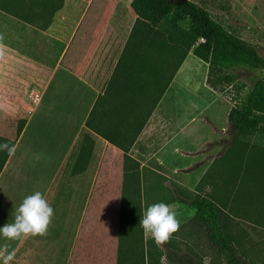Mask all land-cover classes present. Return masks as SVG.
I'll return each instance as SVG.
<instances>
[{"label": "crops", "instance_id": "1", "mask_svg": "<svg viewBox=\"0 0 264 264\" xmlns=\"http://www.w3.org/2000/svg\"><path fill=\"white\" fill-rule=\"evenodd\" d=\"M131 2L29 0L19 14L14 0H0V117H30L13 142L15 154L0 168V227L35 191L55 213L47 233L55 232L53 239L19 241L23 263L75 264L96 185H106L118 169L123 187L124 169L135 170L136 163L138 183L143 169L170 173L187 190L199 183L200 196L229 218L251 226L264 219V121L252 135L233 139L230 108L206 81H199L200 93L189 73L182 75L191 52L128 150L131 160L97 131L109 129V117H121L117 109L137 102L134 92L110 85L136 20ZM32 84L39 99L27 116L21 109L30 104ZM193 169L198 173L191 177Z\"/></svg>", "mask_w": 264, "mask_h": 264}, {"label": "trees", "instance_id": "2", "mask_svg": "<svg viewBox=\"0 0 264 264\" xmlns=\"http://www.w3.org/2000/svg\"><path fill=\"white\" fill-rule=\"evenodd\" d=\"M131 7L136 20L110 85L115 86L116 91L134 92L137 102L133 103V99L117 109L115 113L121 117H109V129L97 130L107 142L124 152L125 160H131L128 150L190 52L208 65L206 83L214 91L222 85L234 87L236 78L231 71L235 68L264 70V58L257 47L227 31L195 2L132 0ZM124 59L126 62L122 63ZM235 89L239 93L240 89L236 86ZM227 120L235 140L259 130L264 121V79L253 81L248 93L234 102ZM23 124L24 121L18 133ZM129 129L131 136L125 135ZM7 156V151L0 150V168ZM136 164L135 170L124 169L123 231L126 215L133 210L137 216L128 198L137 191L139 165ZM199 186L198 183L195 188L199 189ZM186 192H182L184 196L180 201L195 211L193 222L205 230L207 240L223 257L224 264H241L228 231L227 215L206 197Z\"/></svg>", "mask_w": 264, "mask_h": 264}, {"label": "rangeland", "instance_id": "3", "mask_svg": "<svg viewBox=\"0 0 264 264\" xmlns=\"http://www.w3.org/2000/svg\"><path fill=\"white\" fill-rule=\"evenodd\" d=\"M28 1L14 0L16 12L21 14ZM190 1L205 8L211 17L227 31L257 47L264 58V0ZM187 72L189 73V82L194 79L193 81L197 84L196 91L204 92L200 82L206 81L205 74L207 77L208 65L192 56L182 75H188ZM231 73L236 78L234 87L222 85L219 86L218 91H215L228 108H231L238 98H242L248 93L253 81L264 79L263 69L238 67ZM235 86L240 89L239 93L236 92ZM35 95H38V91L34 90L32 84L29 96L30 104L25 107V110L21 109L24 115L29 116L32 110L37 107L38 101H33ZM194 117L196 116L194 115ZM29 118L0 117V144L4 142L13 144L19 134L20 124L22 121L25 123ZM184 172L187 170L178 171L179 174ZM118 173H121L118 169L111 170L112 175L107 184L96 185L92 213L85 217L80 228L79 252L75 264H204V257L210 258L209 264H224L223 257L207 240L205 230L193 222L195 211L180 201L184 196L182 192L187 194V189L175 182L176 178L170 173H162L167 176L164 177L151 170L143 169L142 183H138L136 194L128 196L137 216L131 210L132 213L130 211L125 217L124 231L123 229L120 231L122 219L120 211L122 203L124 204V186L122 187L119 181L117 182ZM197 173L198 170L193 169L188 175L194 177ZM188 191L198 195L201 192L200 186L199 189L194 188ZM105 192L108 196L103 199ZM158 202L171 205L180 223L179 231L163 247H157L152 239L145 240L143 229L140 227L143 211ZM128 207L129 205L127 209ZM254 221L256 225L251 226L240 217L227 218L233 248L241 264H264V219L254 218L251 222ZM52 234L50 233L47 237L53 239L55 232ZM119 235H121L120 239ZM4 243L6 241L0 239V245ZM7 243H10V249L16 250V259L13 264H26L22 262L24 251L21 242ZM110 243L114 246L113 256L109 251ZM118 252H120L119 258ZM33 261L34 264H42L39 259Z\"/></svg>", "mask_w": 264, "mask_h": 264}, {"label": "clouds", "instance_id": "4", "mask_svg": "<svg viewBox=\"0 0 264 264\" xmlns=\"http://www.w3.org/2000/svg\"><path fill=\"white\" fill-rule=\"evenodd\" d=\"M0 150L13 156L16 146L0 144ZM54 215V209L40 191L26 196L18 207L15 206L12 220L0 227V238L6 241L0 245V264H13L16 259V250L10 249L7 242L46 236ZM140 227L145 240L152 239L157 247H163L179 231L180 223L171 205L158 202L143 211ZM209 260L204 257V264H209Z\"/></svg>", "mask_w": 264, "mask_h": 264}, {"label": "built area", "instance_id": "5", "mask_svg": "<svg viewBox=\"0 0 264 264\" xmlns=\"http://www.w3.org/2000/svg\"><path fill=\"white\" fill-rule=\"evenodd\" d=\"M34 97H35V98H33V101H34V102H37L38 99H39L38 95H35Z\"/></svg>", "mask_w": 264, "mask_h": 264}, {"label": "water", "instance_id": "6", "mask_svg": "<svg viewBox=\"0 0 264 264\" xmlns=\"http://www.w3.org/2000/svg\"><path fill=\"white\" fill-rule=\"evenodd\" d=\"M183 1H186V0H183Z\"/></svg>", "mask_w": 264, "mask_h": 264}]
</instances>
